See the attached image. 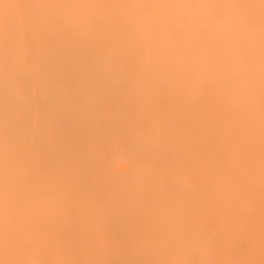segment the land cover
Returning <instances> with one entry per match:
<instances>
[{
    "label": "bare ground",
    "instance_id": "1",
    "mask_svg": "<svg viewBox=\"0 0 264 264\" xmlns=\"http://www.w3.org/2000/svg\"><path fill=\"white\" fill-rule=\"evenodd\" d=\"M244 3L0 0V264H264Z\"/></svg>",
    "mask_w": 264,
    "mask_h": 264
},
{
    "label": "clouds",
    "instance_id": "2",
    "mask_svg": "<svg viewBox=\"0 0 264 264\" xmlns=\"http://www.w3.org/2000/svg\"><path fill=\"white\" fill-rule=\"evenodd\" d=\"M154 0H137V4H148L152 3ZM168 6L171 7H185L187 6L191 0H166ZM202 6L210 7V8H240L242 6H248L249 4H245L244 0H201ZM121 174L126 173L127 169L124 164H121L120 167Z\"/></svg>",
    "mask_w": 264,
    "mask_h": 264
}]
</instances>
